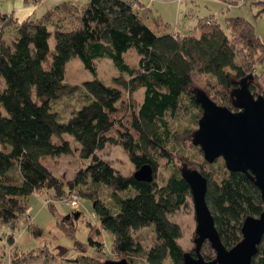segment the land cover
Segmentation results:
<instances>
[{
  "label": "trees",
  "instance_id": "1",
  "mask_svg": "<svg viewBox=\"0 0 264 264\" xmlns=\"http://www.w3.org/2000/svg\"><path fill=\"white\" fill-rule=\"evenodd\" d=\"M223 1L226 6L235 2ZM138 2L59 0L41 14L20 20L0 10V221L13 227L24 211L25 197L32 192L43 191L53 211L52 200L62 199L71 190L81 196V191L91 200L97 218V224L86 221L90 246L102 251L98 236L103 229L112 234L110 252L125 257L129 264H135L136 258L142 264H166L167 259L182 264L185 250L177 241L180 226L167 215L190 196L180 164H194L172 144L195 148L189 142L195 127L170 129L167 118L177 119L186 104L195 108L192 117L197 122L200 107L193 97L195 87L230 109H235L230 90L243 77L253 94L264 96V66L252 70L263 57L264 46L252 25L239 16L225 17L223 26L209 18L198 20L184 35L166 31L162 22L153 30L139 15ZM8 29L10 44L4 41ZM130 49L137 57L134 64L124 58ZM73 56L92 76L81 82L85 101L61 120L49 103L76 90L64 81L65 63ZM99 58H108L118 71L110 84L96 75L94 61ZM207 75L212 83L201 79ZM138 89H142L140 101L133 97ZM65 133L78 143L84 163L62 181L40 160L72 152ZM167 140L172 144L167 145ZM108 144L120 146L134 168L149 163L151 180H136L132 173L115 169L105 157ZM152 152L174 166L160 184L154 181ZM176 155L179 164L173 162ZM218 166L223 171L218 181L210 182L199 171L206 178L205 201L217 233L223 245L230 247L240 239L243 217L257 215L262 205L247 175L224 172ZM78 185L87 187L81 190ZM95 187L109 190L114 208L99 198ZM125 190L131 193L120 196ZM55 224L72 234L71 217L56 219ZM146 225L151 226L154 241L144 248L130 231ZM210 248H200L203 258L213 256ZM80 256L71 263L91 264L85 255ZM6 264L18 263L11 258ZM251 264H264V232Z\"/></svg>",
  "mask_w": 264,
  "mask_h": 264
},
{
  "label": "rangeland",
  "instance_id": "2",
  "mask_svg": "<svg viewBox=\"0 0 264 264\" xmlns=\"http://www.w3.org/2000/svg\"><path fill=\"white\" fill-rule=\"evenodd\" d=\"M50 1L40 0L36 4L38 8H46ZM233 1L235 2H229L226 6L223 0H152L149 2V10L147 8L143 9L139 11V15H141L145 24L155 30V20H158V12H161L163 27L169 32L175 29L187 32L189 28L197 24L198 20H204L205 18L215 20L223 26L225 17L239 16L252 25L255 34L264 46V11L261 10L264 0H243L242 3H239L238 0ZM21 3L26 2L23 0H0V10L4 13H13ZM36 13L37 11L34 10L33 15ZM4 41L7 44L12 42V31L10 29L4 33ZM52 42L53 39L51 37L49 46H52ZM124 58L129 64H134L137 57L133 50L130 49L124 54ZM263 66L264 55L252 70L256 71ZM94 67L96 75L106 84H110L112 77L118 74V71L108 58L95 60ZM91 76L92 73L83 68L76 56L67 60L65 63L64 81L70 85H75L77 88L71 93L61 95L50 101L49 106L52 110L56 111L59 119L64 120L71 110L85 101V96L81 90V82L84 79L91 78ZM201 79L213 82V78L208 75L202 76ZM262 85L264 86V76L262 78ZM141 93L142 89H138L133 93L136 101H140ZM194 111L195 108L190 107V105L185 104L182 106L181 114L177 119L167 118L170 129L184 126L195 127L196 123L192 117ZM64 136L70 140L72 152L56 156H44L40 160L43 165H46L62 181L71 178L75 171L81 168L84 163V160L78 154V143L69 134L65 133ZM53 140L57 141L58 139L53 137ZM166 144L170 145L172 143L167 140ZM183 144L172 145L175 149L181 151L182 154L188 155L193 160L194 165H192L198 170L204 171L210 182L214 180L218 181L223 175L222 168L220 169L218 165H222L224 172L226 171L222 158L218 156L211 162H207L203 159L202 152L197 145H194L195 148H190ZM105 153V157L111 161L112 166L120 173L131 174L133 172L134 167L120 146L108 144L105 148ZM151 157L154 159L156 166L154 181L156 184H160L169 175L174 166L167 162L165 157L155 152H152ZM173 162L180 163L177 155L174 156ZM78 187L84 190L87 186L78 185ZM97 188L95 187L94 189L98 192L99 198L101 200L103 198L114 208L110 195L107 192L108 189L106 188V190L104 187ZM79 193L81 196L75 207L65 204L63 199L52 200L53 211L44 202L46 198L44 192H32L28 194L25 197V208H29L28 219H26L25 212H23L16 217L13 227L9 223L0 221V264L9 263L11 258H16L18 264H72L71 260L80 255H85L91 264H101L105 258H120L110 252L112 234L106 230L101 229L98 236L102 251L97 249L96 246L92 247L87 243L86 221L97 224V218L92 211L91 200L86 196H82L81 191ZM130 193L131 190L119 192L120 196ZM104 200L102 201L104 202ZM73 210L79 211V215L76 218L69 216L74 225L73 232L70 235L57 227L55 220L63 218ZM167 216L171 221L176 222L180 226L181 234L177 238V241L182 249L190 250L193 247L192 237L195 225L191 197L187 196L185 202ZM130 232L144 248L150 246L154 241V234L150 225L132 229ZM207 246L208 243L204 241L200 246L201 250L205 251ZM210 250L213 255V250L211 248ZM134 263L142 264L139 258H136ZM165 263L171 264L169 259Z\"/></svg>",
  "mask_w": 264,
  "mask_h": 264
},
{
  "label": "water",
  "instance_id": "3",
  "mask_svg": "<svg viewBox=\"0 0 264 264\" xmlns=\"http://www.w3.org/2000/svg\"><path fill=\"white\" fill-rule=\"evenodd\" d=\"M235 109L213 101L203 89L193 88L200 115L191 132L190 142L197 145L203 159L211 162L221 157L228 171H240L252 180L259 192L261 210L247 214L240 224V239L225 247L217 233L213 217L205 201L206 178L196 167L181 163L179 173L189 188L195 220L192 252H182V264H251L257 243L264 232V96L253 94L245 77L230 90ZM136 180L150 181L152 168L144 162L134 168ZM73 210L64 218H76ZM206 241L213 256L203 258L201 244ZM101 264H129L125 257L105 258Z\"/></svg>",
  "mask_w": 264,
  "mask_h": 264
},
{
  "label": "crops",
  "instance_id": "4",
  "mask_svg": "<svg viewBox=\"0 0 264 264\" xmlns=\"http://www.w3.org/2000/svg\"><path fill=\"white\" fill-rule=\"evenodd\" d=\"M31 0H27L26 3H21L20 5H18V7L16 8V10L13 11V16L17 19V20H20L22 18H24L25 16L29 15V14H33L34 13V10L37 11V13L35 15H39L41 14L45 8H38V5L36 4V2H31ZM56 1H59V0H51L50 3L48 4V6ZM152 1V0H150ZM150 1H147V0H140V2H138V11H141L143 9H146L149 10V2ZM16 13V14H15ZM162 14L161 12H158V20H155V24L159 23V22H162ZM191 29V28H189ZM167 31V30H166ZM176 32H178L180 35H184L186 32L183 31V30H180L178 31L177 29H175ZM69 179V178H68ZM40 192H43V191H40Z\"/></svg>",
  "mask_w": 264,
  "mask_h": 264
},
{
  "label": "built area",
  "instance_id": "5",
  "mask_svg": "<svg viewBox=\"0 0 264 264\" xmlns=\"http://www.w3.org/2000/svg\"><path fill=\"white\" fill-rule=\"evenodd\" d=\"M148 1H150V0H148ZM238 2L239 3H242L243 0H238ZM133 5H135V4H133ZM38 192L40 193V191H37L36 193H38ZM79 198H80L79 194L76 191L71 190V191L67 192L62 199H63V201H64L65 204H67L69 206H72V207H75ZM44 202H45V199H44ZM28 210H29V208L26 207L24 209V211H23V212H25L26 219L29 218L28 217L29 216L28 215Z\"/></svg>",
  "mask_w": 264,
  "mask_h": 264
}]
</instances>
